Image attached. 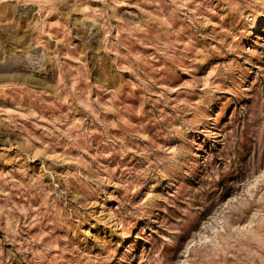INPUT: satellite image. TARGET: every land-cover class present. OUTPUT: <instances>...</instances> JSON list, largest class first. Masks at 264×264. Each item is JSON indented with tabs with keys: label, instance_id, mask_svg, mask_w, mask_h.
Wrapping results in <instances>:
<instances>
[{
	"label": "rangeland",
	"instance_id": "1",
	"mask_svg": "<svg viewBox=\"0 0 264 264\" xmlns=\"http://www.w3.org/2000/svg\"><path fill=\"white\" fill-rule=\"evenodd\" d=\"M0 264H264V0H0Z\"/></svg>",
	"mask_w": 264,
	"mask_h": 264
}]
</instances>
